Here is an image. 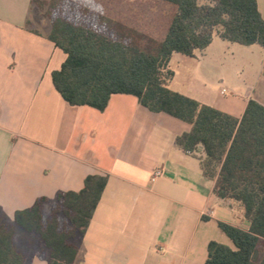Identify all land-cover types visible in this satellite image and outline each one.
<instances>
[{
    "label": "crops",
    "instance_id": "1",
    "mask_svg": "<svg viewBox=\"0 0 264 264\" xmlns=\"http://www.w3.org/2000/svg\"><path fill=\"white\" fill-rule=\"evenodd\" d=\"M41 1L49 0H0V210L13 220L38 198L79 192L88 175H107L91 223L75 239V264H204L210 241L230 246L218 222L245 230L250 222L238 203L215 195L202 147L191 154L177 143L191 125L131 94H113L104 111L67 103L52 81L67 55L48 39ZM70 1L162 38L176 10L163 0ZM256 1L264 19V0ZM169 66L173 91L235 118L250 99L264 105L260 45L215 33L195 57L173 53ZM157 169L164 174L153 180ZM32 264L47 262L36 256Z\"/></svg>",
    "mask_w": 264,
    "mask_h": 264
},
{
    "label": "trees",
    "instance_id": "2",
    "mask_svg": "<svg viewBox=\"0 0 264 264\" xmlns=\"http://www.w3.org/2000/svg\"><path fill=\"white\" fill-rule=\"evenodd\" d=\"M163 1L176 10L162 39L70 0L41 1L52 22L48 39L67 55L52 72L54 87L71 106L99 111L113 94H131L150 111L191 125L177 143L191 154L202 147L204 173L216 176L215 195L238 203L250 222L248 230L218 222L234 247L210 241L204 264H264V105L250 99L243 117L235 118L173 91L169 66L173 53L195 57L215 33L264 47V19L256 0ZM107 182V175H88L81 191L38 198L13 220L0 210V264H32L36 256L47 264H75V239L86 233ZM18 228L38 235L37 244L20 248Z\"/></svg>",
    "mask_w": 264,
    "mask_h": 264
},
{
    "label": "rangeland",
    "instance_id": "3",
    "mask_svg": "<svg viewBox=\"0 0 264 264\" xmlns=\"http://www.w3.org/2000/svg\"><path fill=\"white\" fill-rule=\"evenodd\" d=\"M130 23L132 24H137L138 21H136V19L134 17L131 18V20H129ZM153 37L157 38V39H162V35H152ZM48 209H51V206H49ZM39 240V236L36 234H30L25 232L23 229L18 228V236H17V243L19 245L20 248L22 249H30L33 246H35L37 244V241ZM230 242V247H234L232 241L229 239ZM37 247V246H36ZM40 248H42V244L40 243V245L38 246V250H40Z\"/></svg>",
    "mask_w": 264,
    "mask_h": 264
},
{
    "label": "built area",
    "instance_id": "4",
    "mask_svg": "<svg viewBox=\"0 0 264 264\" xmlns=\"http://www.w3.org/2000/svg\"><path fill=\"white\" fill-rule=\"evenodd\" d=\"M226 92H227L226 89H223V90H222V93H223V94L226 93ZM163 174H164V172H163L162 169H157V170H155V171L153 172L152 178H153V180H154V179H156V178L161 177ZM212 213H213V212H210L209 214H212Z\"/></svg>",
    "mask_w": 264,
    "mask_h": 264
}]
</instances>
